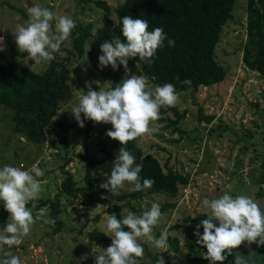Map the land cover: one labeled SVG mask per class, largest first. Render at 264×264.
Wrapping results in <instances>:
<instances>
[{
    "label": "rangeland",
    "instance_id": "rangeland-1",
    "mask_svg": "<svg viewBox=\"0 0 264 264\" xmlns=\"http://www.w3.org/2000/svg\"><path fill=\"white\" fill-rule=\"evenodd\" d=\"M96 1L106 3L111 9L110 17L115 20L114 9L124 0H0V36L4 38L3 44L0 43V62L13 59L11 48L18 49L13 33L17 24H23L28 19L29 6L40 4L57 17L68 16L83 26L90 24L91 32L94 33L101 26L104 15L95 5ZM232 1L231 19L222 28L215 49L216 62L226 71L225 79L217 85L201 87L196 92L189 90L179 94L174 107L179 112H186V118L178 125L184 132L183 136L173 135L171 128H165L166 123L159 122L161 119L172 118L171 113L162 115L159 110V118L150 123L151 131L140 138L138 143L143 154H151L161 165L168 163L177 173L187 176L188 185L179 187L177 195L172 199L164 194L147 195L143 191L138 201L128 204L111 203L99 187L104 183V176L97 173L94 189L80 194L72 205L66 197L60 198L59 220L62 222V230L58 234L53 232V223L37 221L20 245H13L11 248L5 246L6 250L19 256L23 264H96L95 257L101 254V249H106L103 245L90 243L87 233L99 230L110 236L102 224L105 211L110 215L118 211L123 218L128 212L139 215L138 211L150 209L152 203H158L160 207L165 203H174L175 208L162 213L151 236L158 239L164 229L178 227L171 232V236L178 239L179 250L172 252L168 241L166 249H158L147 237L139 238L144 255L137 258L138 264H188L186 243L193 244L199 252L198 258L207 251L196 243L197 237L193 234L201 223L184 222L198 216H205L207 219V210L202 205L205 198L211 200L225 193L233 196L244 194L253 197L264 210V79L242 63L246 46L247 2ZM51 23L54 27L56 20ZM71 41L69 36L62 43V51L58 55L66 56L65 51L70 49ZM100 46L90 38L84 46L83 57L70 59V98L62 104L53 120L54 123L71 126L69 134H64L51 124L46 128L47 135L43 144L29 143L20 133L12 131V112L0 107V168L23 164L28 169L36 164L44 172L42 177H36L41 182L43 191L39 199L29 202L33 212L39 200H53L59 192L65 178L62 170L73 175L77 186L84 185V163L80 155L87 153L93 158H104L106 151L116 158L122 147L118 141L106 135L107 131L112 130L111 124H96L84 120L82 114L85 126L81 128L72 116V106L78 103V97L83 91L87 93L89 83L94 91H99V88L107 87L103 84L108 81L105 80L107 72L125 71L122 65L117 70H113L110 65L101 69ZM14 58L37 74L44 72L49 64H34L27 54ZM93 81H99L100 85L97 86ZM150 86L154 88L156 85ZM160 109L165 110L164 107ZM200 110L203 117H214L212 122L198 123ZM125 147L127 149V144ZM131 187L133 185L126 182L117 194L130 193ZM101 196L106 198L101 199ZM97 205H106L107 208L102 209ZM2 206L3 203L0 202V209ZM72 207L88 214L90 221L85 228L84 221L77 222L71 213ZM49 211L48 209V217ZM97 215L99 218L94 220ZM8 218L9 215L4 222L0 219V229L6 225ZM199 231L202 235V227ZM237 253L248 264H259L264 258V245L244 242L233 250V255L228 256L223 264H235ZM85 256L87 259H82Z\"/></svg>",
    "mask_w": 264,
    "mask_h": 264
},
{
    "label": "trees",
    "instance_id": "trees-1",
    "mask_svg": "<svg viewBox=\"0 0 264 264\" xmlns=\"http://www.w3.org/2000/svg\"><path fill=\"white\" fill-rule=\"evenodd\" d=\"M246 2V46L242 63L248 70L256 72L264 79V0H246ZM95 5L104 13L101 26L92 33V25L83 26L75 22L76 26L70 34L71 47L65 51L66 56L58 55L59 52L55 53V59L49 62L41 74L34 73L16 61L14 57L26 54L18 49L11 48L12 60L0 62V107L12 112L10 117L13 123L12 131L20 133L29 143L43 144L47 135L46 128L51 124L57 126L64 134H69L71 126H65L60 122L54 123L53 120L62 104L70 98V59L83 57L84 46L90 38L99 45L114 37L123 40L121 21L125 16L145 19L149 24V31L157 27L162 28L166 39L150 63L139 57L132 58L128 61L127 74L125 71L107 72L105 80L111 81L113 86L120 83L125 75L147 76L150 85L162 86L170 83L174 85L176 92L181 94L189 90L196 92L201 87L217 85L226 77L225 69L216 62L215 49L222 28L231 19L232 0H124L114 9L115 20L110 17L111 9L106 3L96 1ZM169 40H174L175 45L170 47ZM184 80H190L191 83L184 84L182 83ZM163 107L165 110L160 109V113L166 115L169 112L172 118L161 119L159 122L166 123L165 128H171L173 135L183 136L184 132L178 125L186 118V112H179L174 106ZM213 118L203 117L200 110L197 122L210 123ZM139 140L140 138L128 142L127 150L135 157L136 164L143 165L141 178L155 182L143 191H146L147 195L164 194L171 199L174 198L179 187L188 185V177L177 173L168 166V163L161 165L155 156L143 154L138 145ZM104 154V158H93L87 153L80 155L84 163L83 186H77L73 175L62 170L65 178L54 199L38 201L33 214L35 215L40 208H48L49 218L55 221L53 223L55 235L62 230V222L59 220L60 198L66 197L72 205L80 194L94 189L97 173H101L104 176V183L106 182L115 158L106 151ZM101 191L111 203L126 204L141 199L143 192L111 194L104 189ZM175 206L174 203H165L160 207L161 212L173 209ZM27 207H31L30 203ZM115 212L117 218L122 219L120 213ZM142 212L138 211L139 214ZM8 215L2 206L0 219L4 222ZM98 218L99 215L94 220ZM203 219L206 217L198 216L195 219H186L184 222L201 223ZM177 228L168 229L170 232L168 243L172 252L179 250L178 239L171 236V232ZM87 240L93 244L103 245L105 249L111 244V238L99 230L87 233ZM186 247L188 264H210L202 257H197L199 252L191 242L186 243ZM259 264H264V258Z\"/></svg>",
    "mask_w": 264,
    "mask_h": 264
},
{
    "label": "clouds",
    "instance_id": "clouds-1",
    "mask_svg": "<svg viewBox=\"0 0 264 264\" xmlns=\"http://www.w3.org/2000/svg\"><path fill=\"white\" fill-rule=\"evenodd\" d=\"M27 13L28 19L23 24H17L13 33L18 50L25 52L34 64L54 60V54L60 52L62 43L68 40L75 28V21L68 16L57 17L40 4L29 6ZM54 19L56 23L53 27L51 22ZM148 29L149 24L145 19L125 16L121 21L124 39L114 37L100 46V68L110 65L113 70H117L122 65L127 74L129 59L139 57L150 63L158 48L163 46L166 36L160 27L151 31ZM3 41L4 38L0 36V43L3 44ZM168 44L172 47L175 41L169 40ZM92 83L100 85L99 81ZM182 83L190 84L191 81L184 80ZM103 84L107 87L99 88V91H94L91 84H88L87 93L83 91L78 97V103L72 106V116L81 128L85 126L84 120L96 124H111L112 130L107 131L106 135L122 145L112 162L110 175L99 187L117 194L127 182L133 185L129 191H143L155 182L141 178L143 165L135 163V157L125 145L148 134L151 131L150 123L159 118L160 108L175 106L179 94L170 83L153 88L149 85L147 76L125 75L115 86L111 81ZM82 114L84 120L81 118ZM43 175V170L36 164L28 169L23 164L0 168V202L9 214L6 225L0 229V264H23L21 258L6 250L5 246L11 248L13 245H20L37 221L55 223L48 217L46 207L40 208L35 215L27 207L30 201L39 199L43 188L36 177ZM105 198L101 196V199ZM202 205L207 210V219L197 225L193 234L197 237L196 243L206 248L202 258L210 264H223L228 256L233 255V250L244 242L264 245V210L253 197L225 193L211 200L205 198ZM97 207L107 208L106 205ZM103 216L105 219L102 224L106 233L110 234L111 244L106 250L101 249V254L95 257L96 264H138L137 258L144 255V248L139 242L142 237H147L158 249L168 247V229H164L158 239L151 236L162 216L158 203H152L149 210L139 215L128 212L122 219H118L116 214L110 215L105 211ZM214 221L218 222V226ZM201 226L202 235L199 231ZM125 228L129 231H125ZM235 264H248V261L237 253Z\"/></svg>",
    "mask_w": 264,
    "mask_h": 264
},
{
    "label": "water",
    "instance_id": "water-1",
    "mask_svg": "<svg viewBox=\"0 0 264 264\" xmlns=\"http://www.w3.org/2000/svg\"><path fill=\"white\" fill-rule=\"evenodd\" d=\"M71 213L74 215L77 222L84 221V228L88 225L90 219H89V216L87 213H81L75 207L71 208ZM83 229H82V231H83ZM82 231L80 232V235L82 234Z\"/></svg>",
    "mask_w": 264,
    "mask_h": 264
}]
</instances>
